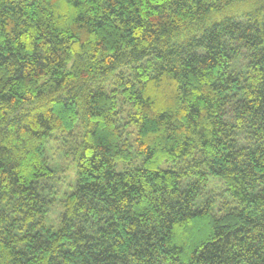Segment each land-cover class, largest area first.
<instances>
[{"label":"trees","instance_id":"1","mask_svg":"<svg viewBox=\"0 0 264 264\" xmlns=\"http://www.w3.org/2000/svg\"><path fill=\"white\" fill-rule=\"evenodd\" d=\"M0 264H264V0H0Z\"/></svg>","mask_w":264,"mask_h":264},{"label":"rangeland","instance_id":"2","mask_svg":"<svg viewBox=\"0 0 264 264\" xmlns=\"http://www.w3.org/2000/svg\"><path fill=\"white\" fill-rule=\"evenodd\" d=\"M56 135V134H55ZM50 138L46 145V154L48 157L49 164L53 166V164L60 161V163L66 168V175L62 178V183H58L56 186L57 199H61L62 194L70 189L69 185L72 184L74 180V172H75V162L73 161V157L66 146H62L60 141H56L53 138ZM56 217V216H55ZM52 213L49 215L48 221L50 222L52 219Z\"/></svg>","mask_w":264,"mask_h":264}]
</instances>
